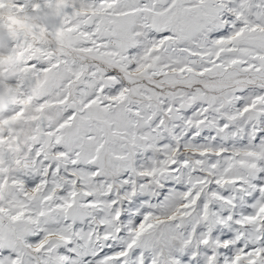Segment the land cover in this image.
Returning a JSON list of instances; mask_svg holds the SVG:
<instances>
[{"label":"snow or ice","instance_id":"1","mask_svg":"<svg viewBox=\"0 0 264 264\" xmlns=\"http://www.w3.org/2000/svg\"><path fill=\"white\" fill-rule=\"evenodd\" d=\"M0 264H264V0H0Z\"/></svg>","mask_w":264,"mask_h":264}]
</instances>
